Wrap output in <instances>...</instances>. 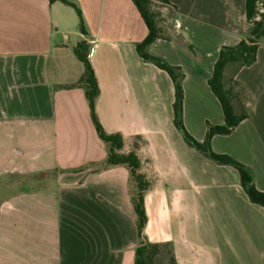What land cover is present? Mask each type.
Returning <instances> with one entry per match:
<instances>
[{
  "label": "crops",
  "instance_id": "obj_1",
  "mask_svg": "<svg viewBox=\"0 0 264 264\" xmlns=\"http://www.w3.org/2000/svg\"><path fill=\"white\" fill-rule=\"evenodd\" d=\"M70 1L86 33L61 1L0 0V264H135L129 169L105 166L86 92L66 87L84 74L80 44L100 87L103 129L124 137L125 152L143 139L144 173L154 180L145 242L171 244L177 264H264V208L237 169L190 147L175 126L173 80L139 54L149 30L136 4ZM246 2L168 0L155 17L160 38L146 53L181 69L183 122L198 142L209 125H225L209 81L221 50L246 39ZM235 79L255 94L248 106L263 111L264 44ZM211 146L249 168L264 193V115Z\"/></svg>",
  "mask_w": 264,
  "mask_h": 264
},
{
  "label": "trees",
  "instance_id": "obj_2",
  "mask_svg": "<svg viewBox=\"0 0 264 264\" xmlns=\"http://www.w3.org/2000/svg\"><path fill=\"white\" fill-rule=\"evenodd\" d=\"M51 1H61L64 4L72 6L79 16L81 31L86 33L84 18L82 16L81 10L75 3L70 0ZM132 1L138 7L141 16L143 17L149 30L147 39L142 45L139 46V54L145 61L153 62L159 68L165 70L173 80L176 96V101L174 104L175 126L183 134L186 143L190 147L196 149L201 154L219 165L231 166L237 169L241 175L243 189L245 190L251 202L264 208V193L260 192L255 187L252 171L229 155L215 153L211 146L212 139L215 135H230L242 121L246 120L251 115L250 112L246 110L248 108L247 100H244V96L240 95L242 92H246V87L236 81L235 77L241 68L249 67L257 60V53L259 49L258 40L264 37V13L260 12V6L263 7L262 9H264V0H247V22L249 24H253L250 35L238 46L225 47L220 52L219 60L214 67L209 85L221 103L225 116V125H209L204 142H198L195 140L184 126V91L182 86L184 75L181 69L171 66L163 59L149 56L146 53L147 47L160 38V31L157 27L155 17L148 9L149 1ZM161 1L166 3L168 2V0ZM257 17H260L261 19L257 21ZM82 48L83 45L80 44L76 49V54L84 64V74L76 84L66 87H81L86 92L94 125L99 137L108 148L109 155L105 166L109 167L123 165L129 169L131 186L130 194L138 217L137 226L141 240L140 246L136 251L135 264H177L171 244H152L145 242L143 239V230L147 223L144 196L148 191L151 190L154 184V180L144 173V163L139 154L140 147L143 144V139L141 137H135L133 139L131 150L129 152H125L124 137L119 133L108 134L105 132L96 114V104L100 95V87L95 75V71L88 58L82 57L80 54ZM231 65L234 66V68L229 70ZM230 73L231 75L229 76ZM236 87L241 88V91L235 92L234 89ZM247 99L250 98L247 97Z\"/></svg>",
  "mask_w": 264,
  "mask_h": 264
},
{
  "label": "rangeland",
  "instance_id": "obj_3",
  "mask_svg": "<svg viewBox=\"0 0 264 264\" xmlns=\"http://www.w3.org/2000/svg\"><path fill=\"white\" fill-rule=\"evenodd\" d=\"M148 1H149V3H148V9L151 12V14L154 17H157V15L160 16L161 15V9L165 6L163 4L164 2L161 1V0H159V1L148 0ZM260 8H261V11L260 12L261 13H264V9H262L263 7L260 6ZM260 19H261L260 17H257L256 20L259 21ZM252 27H253V24H249L247 22V25L245 26V29H244L245 30V36H246V38L250 35V32H251ZM262 44H264V37H262L261 39L258 40V47H260ZM229 68H230L229 70H231L232 68H234V66L231 65ZM230 75H231V73L229 74V76ZM234 90H235V92H240L241 91V88L236 87ZM246 92H242L240 95L244 96V100H247V103L249 101H251L253 98H254L253 101L256 100L255 99V94H253V90H251L250 88H246ZM247 97H249L250 99H247ZM262 99L264 100V94L262 96ZM235 108H236V105H235ZM261 108L263 109L264 108V105H262ZM246 110L248 112H250V114L252 115L253 118H256V116H257V119H258L260 117V115L261 116L264 115V113H263L264 112V109H263V111L260 110L259 113H257L255 111V109L252 108L251 105H249ZM158 264H161V263H158Z\"/></svg>",
  "mask_w": 264,
  "mask_h": 264
}]
</instances>
